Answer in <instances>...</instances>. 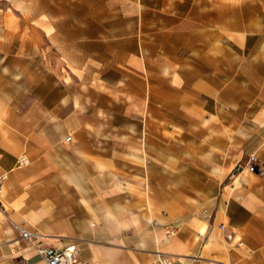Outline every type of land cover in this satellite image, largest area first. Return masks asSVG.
I'll list each match as a JSON object with an SVG mask.
<instances>
[{
    "label": "crops",
    "instance_id": "0c3cea01",
    "mask_svg": "<svg viewBox=\"0 0 264 264\" xmlns=\"http://www.w3.org/2000/svg\"><path fill=\"white\" fill-rule=\"evenodd\" d=\"M16 227L77 264H264V0H0V264H44Z\"/></svg>",
    "mask_w": 264,
    "mask_h": 264
},
{
    "label": "built area",
    "instance_id": "2783aa9c",
    "mask_svg": "<svg viewBox=\"0 0 264 264\" xmlns=\"http://www.w3.org/2000/svg\"><path fill=\"white\" fill-rule=\"evenodd\" d=\"M70 138L67 139L69 141ZM29 162L27 159L22 158L18 161V166H26ZM258 171V160L255 155H250L246 162L245 167L237 168L231 175V179H237L242 173L247 172L249 174H254ZM20 238L34 246V251L38 257H40L41 261L44 264H77V245L74 243H70L63 248H49L44 247L40 243L41 237L31 231L16 227ZM223 229V227H220ZM230 239V237H228ZM162 264H167L166 261H163Z\"/></svg>",
    "mask_w": 264,
    "mask_h": 264
}]
</instances>
